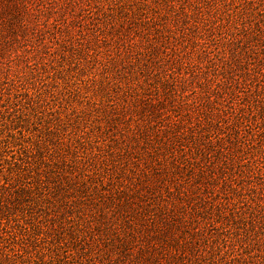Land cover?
<instances>
[{
	"label": "rangeland",
	"instance_id": "obj_1",
	"mask_svg": "<svg viewBox=\"0 0 264 264\" xmlns=\"http://www.w3.org/2000/svg\"><path fill=\"white\" fill-rule=\"evenodd\" d=\"M162 142L191 264H264V0H0V264H122L107 200Z\"/></svg>",
	"mask_w": 264,
	"mask_h": 264
},
{
	"label": "trees",
	"instance_id": "obj_2",
	"mask_svg": "<svg viewBox=\"0 0 264 264\" xmlns=\"http://www.w3.org/2000/svg\"><path fill=\"white\" fill-rule=\"evenodd\" d=\"M150 136L149 127L137 128L128 140L129 146H137L130 143L139 144L140 139H144V143L149 145ZM170 138L171 136L168 140ZM166 147V143L162 142L152 146L153 150L151 153L148 152L145 158L136 154L132 156L134 163L137 162L136 166L141 164L135 181L130 183L131 187L125 186L118 190L117 193L120 194L118 197L107 200L114 205V215L120 218V227L108 225L110 234L114 235L116 242L107 238L121 254L117 263L122 261V264H191L193 259L191 257H195V252L199 251L198 248L193 250V247L188 246L195 244L187 239L188 237L192 239L199 227L195 224L196 220L189 217L190 211L194 210L190 205L192 200L186 202L184 196L190 191V179L195 180L196 191L203 186L202 170L198 168L197 173H194L190 169L186 181L179 182L175 172L169 171L166 163L162 164L165 159L158 156V151L164 152ZM218 154L222 161L230 160L229 157L226 158L228 156L226 149L220 148ZM215 167L219 169L217 164ZM135 199L147 203L136 204ZM107 213L106 211L104 215L100 213L96 216L102 219ZM194 214L199 216L200 212ZM203 244H206L205 239ZM123 258L126 259L123 261Z\"/></svg>",
	"mask_w": 264,
	"mask_h": 264
}]
</instances>
